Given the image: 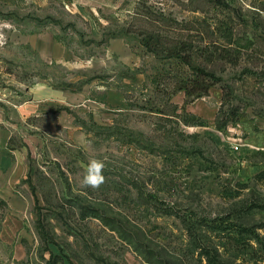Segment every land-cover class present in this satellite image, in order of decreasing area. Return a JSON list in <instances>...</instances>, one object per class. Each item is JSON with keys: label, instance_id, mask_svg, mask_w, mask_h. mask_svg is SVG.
I'll list each match as a JSON object with an SVG mask.
<instances>
[{"label": "rangeland", "instance_id": "374dc122", "mask_svg": "<svg viewBox=\"0 0 264 264\" xmlns=\"http://www.w3.org/2000/svg\"><path fill=\"white\" fill-rule=\"evenodd\" d=\"M232 16L235 38L264 44V0H0L5 111L37 103L14 142L32 202L23 264H264V59L198 50L211 41L200 27ZM151 37L191 43L217 78L210 95L170 97L195 69L149 50ZM114 39L128 59L107 58ZM226 85L246 117L217 131ZM92 158L105 162L99 189L81 185Z\"/></svg>", "mask_w": 264, "mask_h": 264}, {"label": "trees", "instance_id": "16d2710c", "mask_svg": "<svg viewBox=\"0 0 264 264\" xmlns=\"http://www.w3.org/2000/svg\"><path fill=\"white\" fill-rule=\"evenodd\" d=\"M199 20V18H196ZM207 22L204 20L201 23ZM235 16L228 18L226 21L217 23L214 27L201 28L205 30V34L209 35L210 42L207 43L206 47H199L198 50L201 53L208 54L210 58H218L222 61H227L232 65H237L240 61H244V57H251L253 68H260V61L264 59V44L262 43H241L236 36L235 27ZM183 35V34H180ZM222 38L221 42L213 40ZM143 40V44L149 48L152 52L160 54L165 52L167 58L172 60H177L180 65H187L190 69H195V78H179L175 81V87L170 92L169 96L179 92L184 91L187 98V102H193L204 96L210 95L212 89L217 85L218 81L214 73H211L206 68L194 65L195 52L192 49V44L184 41H173L171 43H163L160 39H155V41ZM153 42V43H152ZM165 44V45H164ZM165 46V47H164ZM162 48V49H160ZM197 50V52H198ZM264 67V65H263ZM255 72L252 71L251 74ZM256 74V73H255ZM170 99V98H169ZM238 96L235 95V90L231 86H224L222 92V103L215 118L216 129L219 131H224L230 124L238 123L246 117V107L239 103ZM242 102V101H240ZM177 111V106H175V113ZM176 118L180 119L178 115ZM180 120L177 121L179 124ZM186 124H193L198 126H206L204 121L198 120L184 121ZM256 181L264 183V171H261L254 176ZM241 188L248 187V184H240ZM234 236V235H233ZM235 243L234 249L239 250L238 246L240 243L237 238H232V242ZM215 264H231L225 262H216Z\"/></svg>", "mask_w": 264, "mask_h": 264}, {"label": "crops", "instance_id": "0c3cea01", "mask_svg": "<svg viewBox=\"0 0 264 264\" xmlns=\"http://www.w3.org/2000/svg\"><path fill=\"white\" fill-rule=\"evenodd\" d=\"M111 46L108 59L115 54L129 58L130 49L124 41L114 39ZM3 103L0 96V264H23L28 257L26 237L32 202L22 191L24 160L14 142L21 120L36 117L37 103L34 99L21 105L9 103L7 112Z\"/></svg>", "mask_w": 264, "mask_h": 264}, {"label": "clouds", "instance_id": "9594fccd", "mask_svg": "<svg viewBox=\"0 0 264 264\" xmlns=\"http://www.w3.org/2000/svg\"><path fill=\"white\" fill-rule=\"evenodd\" d=\"M104 169L105 162L103 160L90 159L81 180L82 187L99 189L105 183Z\"/></svg>", "mask_w": 264, "mask_h": 264}]
</instances>
